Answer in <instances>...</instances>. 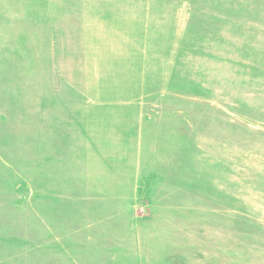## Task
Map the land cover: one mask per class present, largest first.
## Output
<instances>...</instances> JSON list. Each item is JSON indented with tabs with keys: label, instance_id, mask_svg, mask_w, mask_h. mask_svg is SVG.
Wrapping results in <instances>:
<instances>
[{
	"label": "rangeland",
	"instance_id": "rangeland-1",
	"mask_svg": "<svg viewBox=\"0 0 264 264\" xmlns=\"http://www.w3.org/2000/svg\"><path fill=\"white\" fill-rule=\"evenodd\" d=\"M0 264H264V0H0Z\"/></svg>",
	"mask_w": 264,
	"mask_h": 264
},
{
	"label": "crops",
	"instance_id": "crops-1",
	"mask_svg": "<svg viewBox=\"0 0 264 264\" xmlns=\"http://www.w3.org/2000/svg\"><path fill=\"white\" fill-rule=\"evenodd\" d=\"M128 78L133 80L134 78H137V77H131L130 76ZM99 80H102V79H99ZM139 88H142V86H140ZM124 90L128 91L129 89H124ZM105 93H108V92H105ZM142 95H143V91L142 92L137 91V94L135 95L136 99L133 101V103H127V105L138 104L137 101ZM86 101H87V103H85V102L73 103L72 102L71 104H66V105L63 104L62 110L60 111V115L57 114V110H59V109H57L56 112H55V110H53V115L50 117H47V118H48L50 123H96L94 112L98 111V112H105L106 113L105 115H107L106 117L110 118L109 120H111V122L113 120V123H120L121 122L119 119H112V116L110 114V111L113 110L112 104L101 103V104L97 105L93 101H92L93 103H90L89 99H87ZM89 106H93V107L90 108ZM123 107H124V105H123ZM158 108L159 107L156 106V109H158ZM139 110H142V109L140 107H137L136 108L137 114H135V116L137 117L136 118L137 122L138 121L141 123H154L155 122V120H156L155 117H152V118L148 119L147 121H145L143 113L142 112L140 113ZM54 112H55V114H54ZM101 116H103V114Z\"/></svg>",
	"mask_w": 264,
	"mask_h": 264
}]
</instances>
